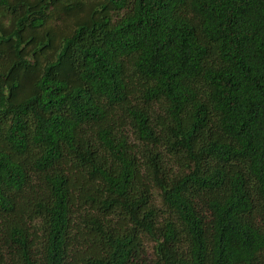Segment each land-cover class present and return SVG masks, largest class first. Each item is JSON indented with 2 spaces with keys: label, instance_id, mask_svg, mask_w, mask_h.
I'll return each instance as SVG.
<instances>
[{
  "label": "trees",
  "instance_id": "obj_1",
  "mask_svg": "<svg viewBox=\"0 0 264 264\" xmlns=\"http://www.w3.org/2000/svg\"><path fill=\"white\" fill-rule=\"evenodd\" d=\"M0 264H264V0H0Z\"/></svg>",
  "mask_w": 264,
  "mask_h": 264
}]
</instances>
